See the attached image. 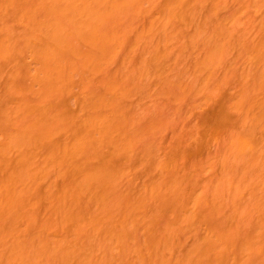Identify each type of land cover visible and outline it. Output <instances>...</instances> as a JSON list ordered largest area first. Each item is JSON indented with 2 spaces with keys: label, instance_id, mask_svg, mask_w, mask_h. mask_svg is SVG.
Instances as JSON below:
<instances>
[{
  "label": "bare ground",
  "instance_id": "obj_1",
  "mask_svg": "<svg viewBox=\"0 0 264 264\" xmlns=\"http://www.w3.org/2000/svg\"><path fill=\"white\" fill-rule=\"evenodd\" d=\"M150 80L173 116L140 119ZM163 130L160 160L144 142ZM247 186H264V0H0V264H264Z\"/></svg>",
  "mask_w": 264,
  "mask_h": 264
},
{
  "label": "rangeland",
  "instance_id": "obj_2",
  "mask_svg": "<svg viewBox=\"0 0 264 264\" xmlns=\"http://www.w3.org/2000/svg\"><path fill=\"white\" fill-rule=\"evenodd\" d=\"M156 83L153 80L147 81L144 87V93H140L133 98V106L139 114V117L142 121L146 122L151 120L154 116L158 115H166V116H173L176 108L178 106L174 104L170 106L167 104L166 99L154 93V89L156 88ZM151 90V92H150ZM210 109L209 107H204L202 110L201 108L188 111V113L184 116L183 121L181 122L182 127L188 129L192 124L197 122V119L201 112H208ZM164 134L159 138L156 144L151 145L150 142H144V148L150 147V151L152 152L153 156H156L158 159L163 160L165 158V153L168 151L167 145L170 142V138L172 136L171 130H163ZM219 145L217 143H211L209 148L213 151L218 149ZM197 149V148H196ZM196 150L193 151L195 153ZM203 157V156H199ZM140 163V161H138ZM200 175L198 179L201 183H206L212 176L215 175L216 169L211 168L209 163H206L205 160H202L200 163ZM144 170L139 169V174H143ZM250 189L257 190L258 193L264 195V186H247L243 191V195H245L246 199L250 198ZM252 219L256 223L263 224L264 223V210L255 211L253 212ZM254 262H260L259 258H253Z\"/></svg>",
  "mask_w": 264,
  "mask_h": 264
}]
</instances>
